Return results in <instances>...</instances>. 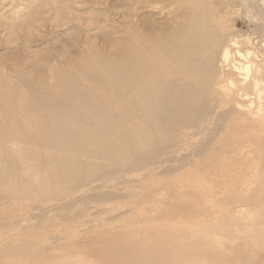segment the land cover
Segmentation results:
<instances>
[{"label": "bare ground", "instance_id": "bare-ground-1", "mask_svg": "<svg viewBox=\"0 0 264 264\" xmlns=\"http://www.w3.org/2000/svg\"><path fill=\"white\" fill-rule=\"evenodd\" d=\"M182 9V22L164 26L159 31L143 24L145 17L136 13L126 20L124 35L120 37H111L106 25L99 23L93 27L99 29L83 40L84 46L79 42L72 43L56 59L57 65L51 64L47 71L40 72L53 82H41L39 88L29 86L19 73H15L17 81L25 83V88L32 94L17 101L20 103L19 113L12 110L9 114H0V157L5 153L2 144L39 145L44 156L35 153L32 160L40 162L36 167L50 174L52 179L62 177L69 184L73 177L67 169L78 161L76 157H69V153H91L95 150L89 151L87 145L99 144L104 148L96 149V152L107 156V142L101 136L96 137L93 131L107 132L115 137L110 146L117 148L135 142V152L133 156H127L121 147L117 153L119 163L106 174L144 172L141 180L153 190L155 185L162 186L160 189L167 188L169 174L189 166L187 171L215 174L213 170L218 167L224 171L229 166L230 146L234 155L255 147L253 139L264 126V113L259 112L261 109L252 111L243 101L249 95L248 89L254 91L257 98L261 97L263 87L258 70L252 75V64L248 60L235 62L232 58L229 41L232 46L237 44L229 40L228 25L190 5ZM213 24L214 30L208 31ZM234 54L243 59L249 56V52L245 56L240 50ZM231 71H235L239 81L231 77ZM2 88L9 94L16 91L15 86L8 85L0 76V90ZM79 117L94 130L77 128L74 124L79 122ZM26 120L34 122L33 125L28 126ZM78 137L82 139L80 143L76 141ZM136 138L138 141L134 140ZM229 140L233 144L229 145ZM197 141L199 143L195 146ZM142 148H146V155L140 153ZM29 150L25 149V155ZM182 150L187 151L182 153ZM247 154L252 155L253 151L248 149ZM262 155L263 151L259 153L260 164L252 157L249 159L251 165L247 167L252 169V165H257L258 173L264 170ZM199 158L200 162H197ZM22 163L24 170H28L30 159L24 158ZM157 163H176V166H165L155 174L154 165ZM238 163H235V172L240 168ZM5 169V164L0 162V264H61L65 259L55 251L67 254L76 251L74 244L69 242L79 234L67 229L63 234L55 235L49 228L58 223V218L48 213L54 209L67 211L75 206L78 200L73 191L90 182L83 179L67 188L42 190L37 187L32 192L29 187L12 185ZM102 177L99 175L95 180ZM257 177L246 175L241 181L231 182L236 187L243 184L249 193L241 198L233 194L229 201L226 199L224 203L229 202V211L227 205H222L218 199L209 208L200 205L196 211L203 208L202 212H207L204 219H186L179 223V227L175 225L177 230L165 231L147 247H142L143 239H134L131 235L120 248L108 252L107 258L115 264H264V178L255 183ZM171 181V185L181 183L178 176ZM212 181L203 180L201 174L191 180L202 189L206 184L213 185ZM222 182L229 185V180ZM250 186L254 188L250 189ZM164 194L161 195L167 198L173 193ZM213 194L202 193L201 196L205 199ZM32 195L38 197L30 199ZM129 195L137 197L139 192ZM36 199L42 206L41 214L29 213L37 207ZM49 201H59V205L49 207L44 214L43 206ZM9 202L21 203L16 211L8 212L3 207ZM215 205L222 209V213L210 220ZM245 212L249 213L248 216L244 215ZM198 214L200 217V211ZM207 217L214 222L213 225L208 224ZM132 224L128 226L135 227Z\"/></svg>", "mask_w": 264, "mask_h": 264}, {"label": "rangeland", "instance_id": "rangeland-1", "mask_svg": "<svg viewBox=\"0 0 264 264\" xmlns=\"http://www.w3.org/2000/svg\"><path fill=\"white\" fill-rule=\"evenodd\" d=\"M186 5L198 9L206 16L211 15L214 17V20L217 19L219 22H223L229 26L227 29L229 40L237 44L232 46L229 41L232 58L235 59V62L248 60L252 64L251 74L256 75L253 72L258 70L262 81L263 90L261 97L257 98L255 92L248 89L249 95L243 103L245 105L249 104L252 111L261 109L259 112L263 114L264 0H0V76L8 85L15 86L16 88L13 94L5 92L4 88L0 90V114H9L12 110L15 113H19L18 111L21 110L19 102L30 97L32 94L25 88V83L17 81L15 73H19L29 86L35 88H39L41 82H53L47 76H41L40 72L47 71L51 64L57 65L56 59L60 58V54L72 43L79 42L80 45H83L85 37L99 29L93 28L99 23L102 26L106 25L105 29L109 30L108 34L112 33L111 37H120L124 35L123 29H125L126 20H128L131 14L136 13L145 17L146 20L143 24L147 23L154 31H159L164 26L171 27L182 22V8ZM214 26L213 24L212 27H209L208 31H213ZM236 50H240L245 56L249 52V56L247 59L238 57L234 54ZM218 51H220V48H218ZM234 72L231 71L233 73L231 77L239 81ZM45 73L42 74L46 75ZM76 112L77 110H74V113ZM78 120L79 122L74 124L77 128L94 130L88 123H85L86 121L82 117H79ZM26 121L28 126H32L34 123ZM22 124L24 125V122ZM261 129L258 137L253 139V142L256 143L255 147L246 148L241 155H234L230 150L231 146L229 147V166H227L228 168L225 167L224 171L220 167L213 170V172H216L215 174H212V172L190 171L192 169L187 171L190 166L186 167L187 169H179V172L169 174L170 182H166L165 186L167 188L165 189H160L162 187L160 185H155L153 190L149 189L147 183L141 180L144 172H122L120 175H107L106 173L119 163L117 153L122 147L114 148L110 146L109 144L115 140V137L107 132L97 133L93 131L96 137L101 136L107 142L105 144L107 156L111 155L113 159H109L106 155L101 154V152H96V149L104 148L99 144L94 146L87 145V149H90L89 151L95 150L91 151V153H69V157H76L78 159L75 166L67 169V172L73 177V180L69 184L62 177L58 180L52 179L50 174L36 167L40 162L38 159L36 161L35 159L32 160L35 153L44 155L43 150L38 147L39 145L37 146L33 143H21L17 145L12 143H8L7 145L2 144L4 147L3 152L5 153L0 157V162L5 164V175L13 183L12 185L23 188L29 187L32 192L37 187L42 190L67 188L68 186L79 184L83 179H87L90 182L88 185L77 186L73 191L74 198L78 200L75 206L68 208L67 211H55L54 209L48 213L55 214L58 218V223L49 228L53 230L55 235L63 234L67 229L69 232L79 234V236H75L69 242L74 244L76 251L70 254L61 250L55 252L64 257L65 260L61 264H67L69 261V264H115L114 261L107 258L109 256L108 252L120 248V245L124 241L126 242L131 235H134V239H143L141 240L143 242L142 247H147L153 241H156L155 239L162 236L165 231L177 230L179 223H182L186 219L187 221H194L197 218L204 219V215L207 212H202V209L204 207L209 208L215 204L217 199L222 205H227L228 209L229 202L224 203L226 199L229 201V198L233 194L238 195L240 198L248 194L249 190H244L243 184H239L236 187L231 185V182L234 180L241 181L245 179L246 175L258 176L254 178L255 183L264 178V170H260L259 174L258 170L255 169L257 165H252V169L247 167L251 165L249 159L251 160L252 157H255L257 164L262 162V159L259 158V153L263 151L262 156H264V126ZM134 140L138 141V138ZM76 141L80 143L82 139L78 137ZM127 141L130 142L129 138ZM229 141V145L233 144L232 140ZM194 143H192V147ZM198 143L197 141L195 146ZM134 144L135 142L123 145L127 156L134 155ZM257 144L259 145L257 146ZM256 146L258 149H256ZM146 148L140 149V153L146 155ZM25 149H30L26 155ZM248 149L251 152L253 151L252 155L247 154ZM186 151L182 150L181 152L185 153ZM172 156H175V154H172ZM24 158L30 159L28 170H24L25 165L22 163ZM217 161L219 160L217 159ZM197 162H200V158ZM237 162H239L238 165L241 169L239 168L238 170L237 168L238 172H235L234 169L237 166ZM174 164L157 163L154 165V167L156 166L154 172L158 174L165 166L174 167L176 166ZM191 164L193 163L191 162ZM256 170L257 172H255ZM243 171L247 174L243 175ZM199 174H201L203 180L207 179L210 183L213 180V185L209 187L206 184L205 189L197 188L191 180ZM99 175H103L102 179L95 180ZM160 176L164 175H158V177ZM177 176L183 185L181 183L178 184L182 186L171 185L173 183L171 179ZM226 180H229V185L228 183L224 185L225 182H222ZM189 182L191 188L188 185ZM101 184L104 185L101 187ZM252 188L254 186H250V189ZM212 191H214V194ZM132 192H139V195L137 197L130 196L129 194ZM164 192H167V195L173 194L171 197L167 196L166 198L161 195ZM201 192L203 194H213L214 196H205V200L204 196L202 198ZM157 194H160L162 198ZM193 195H196V197ZM34 196L32 195L30 199ZM183 196L186 197L183 199ZM181 197L182 199H180ZM35 201L34 203L37 207L29 213L41 214L42 206L38 204L37 199ZM20 203L14 204L9 202L3 208L8 212L16 211ZM50 204L51 206H49ZM47 205L43 206L44 210L42 209V213L44 214L48 211L49 207L57 208L59 201H49ZM200 205L203 208L199 209L202 214L199 217V211L197 212L196 210H198V206L201 208ZM157 206L160 208L158 207V209ZM215 206V213L213 214L211 211L213 215L210 218L207 217L206 220H211L214 216H219L218 214L222 213V209L219 210L217 205ZM154 208L157 210L155 211ZM182 209L184 210L182 211ZM131 211H134V213H130ZM147 211H150L154 217H151V214L147 213ZM226 213L228 215L229 212ZM247 213L245 212L244 215L248 216L249 213ZM181 214L184 216L182 217ZM149 220L151 222H148ZM177 220L181 221L177 223ZM210 220L208 224L212 223L211 225H213L214 222ZM132 223L135 226L133 228L129 227ZM175 225H178V227L174 228Z\"/></svg>", "mask_w": 264, "mask_h": 264}]
</instances>
